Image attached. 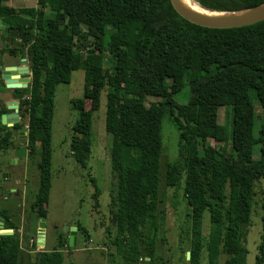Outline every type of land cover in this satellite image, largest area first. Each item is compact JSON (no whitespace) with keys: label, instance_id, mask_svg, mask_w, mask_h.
Returning <instances> with one entry per match:
<instances>
[{"label":"trees","instance_id":"trees-1","mask_svg":"<svg viewBox=\"0 0 264 264\" xmlns=\"http://www.w3.org/2000/svg\"><path fill=\"white\" fill-rule=\"evenodd\" d=\"M194 1L217 12L264 3ZM0 20L8 25L0 33L7 44L2 54L27 55L32 74L27 88L8 90L0 71V95L11 93L20 112L27 114L28 148L41 167H47V177L53 158L57 86L69 84L76 71L85 74L83 98L71 101L78 117L70 148L82 168H87L91 154L93 115L106 91L116 181L109 207L120 249L131 242L138 260L134 240L143 243L146 227L156 221L161 200V130L163 119L169 117L179 131V158L167 164L164 182L177 195L185 180L190 252L189 261L186 255L185 260L201 264L207 250L208 264H217L222 254L227 256L224 264H246V228L261 196L262 231L255 264H264V21L230 29L201 27L182 18L170 0H38L36 8L21 9L0 0ZM6 33L11 37L6 39ZM76 50L85 54L82 67L75 59ZM187 86L189 101L179 104L175 96ZM149 96L160 101L147 106ZM221 108L226 110L223 124ZM22 129L20 123L0 126V134L6 131L2 148L12 145V131ZM229 144L232 153L227 152ZM92 182L95 185L94 178ZM207 211L211 227L204 239ZM1 215L4 227L14 232L0 234V264H20L18 226ZM68 244L69 237L54 250L38 253L36 264H62ZM152 257L151 252L150 261Z\"/></svg>","mask_w":264,"mask_h":264},{"label":"rangeland","instance_id":"rangeland-1","mask_svg":"<svg viewBox=\"0 0 264 264\" xmlns=\"http://www.w3.org/2000/svg\"><path fill=\"white\" fill-rule=\"evenodd\" d=\"M37 2L38 0H9V4L16 9L36 8ZM50 15L51 12L47 11V16ZM5 36L8 39L11 34L6 33ZM6 46L7 44H4L0 38V64L20 63L21 59L25 58L30 66L27 55L13 58L7 53L2 54L1 50ZM76 51L75 59L82 67L85 54L80 50ZM106 65L107 67L110 65L108 58ZM196 73L197 71L195 77ZM84 81L85 74L79 70L73 73L69 84L57 86L53 122V158L48 177L47 167H41L38 157L28 148L26 137H22L17 131H12L10 139L12 145L3 149L1 139L6 131L0 134V213H4L18 226L22 251L20 264H36L38 253L54 250L58 242L61 239L68 240L72 228L77 227H82L87 233L80 231L77 234L76 247H69L68 244L63 248L62 264H188L184 258L189 248L185 180L182 179L177 195L174 194L175 190L164 182L167 164L179 158L177 127L169 117L163 119L160 158L161 200L156 221L145 229L144 242L134 240L140 251L139 259L136 260L131 242H124L123 249H120L115 242L118 232L112 223L109 206L111 192L116 189V181L113 178L110 161L111 135L108 132L105 116L106 91L102 92L100 109L93 115L92 148L87 168H82L71 153L72 128L78 117L72 109L71 101L83 98ZM2 90L3 86L0 83V93ZM10 98H12L11 93L0 95V107ZM189 98V86L184 88L180 95L175 96L179 104H187ZM159 101V98L149 96L146 105L150 106ZM255 104L259 106L257 102ZM86 106L90 109L89 101ZM257 113L259 116L263 115L260 107H257ZM225 115L226 110L221 108L219 112L221 124L226 121ZM19 116L20 125L27 129V114H22L19 110ZM2 118L3 115L0 117V126L4 129L10 128L3 123ZM209 144L214 146L216 143L210 139ZM227 152L232 153L231 144L227 146ZM92 178L95 180V185ZM261 187L264 188V183ZM260 197L256 199L251 223L246 228L244 239V246L248 250L246 264H255L258 255L262 231ZM37 201L40 205H37ZM210 227V216L207 211L203 217L204 239L208 236ZM40 229L45 230L44 247L38 246L37 236ZM151 252L153 257L150 261L148 257ZM226 259L225 254L220 255L217 264H224ZM201 264H208L207 250L203 251Z\"/></svg>","mask_w":264,"mask_h":264},{"label":"water","instance_id":"water-1","mask_svg":"<svg viewBox=\"0 0 264 264\" xmlns=\"http://www.w3.org/2000/svg\"><path fill=\"white\" fill-rule=\"evenodd\" d=\"M173 9L185 20L196 24L201 27L211 28V29H230V28H238L244 26L254 25L264 21V3L245 10L234 11V12H217L205 9L206 11L212 13H233V15L228 18H211L205 17L202 15H198L188 9L186 6L182 4L180 0H170ZM8 25L0 20V33L4 30ZM1 77L4 81L7 89H23L27 88L31 82L32 74L30 71V67L28 65L27 59H21L19 66H6L3 70H1ZM8 110L11 111L10 114L3 115V123L7 124L9 127L14 123H18L20 120L19 116V102L18 101H9L8 102ZM21 134L24 137L28 135V128L22 129ZM6 176H4L5 178ZM14 230L6 229L4 227V217L0 215V234H13ZM77 234L78 229L72 228L69 235V247H76L77 244ZM38 246L44 247L45 245V230L40 229L37 236ZM190 252L186 253V260L189 261Z\"/></svg>","mask_w":264,"mask_h":264},{"label":"bare ground","instance_id":"bare-ground-1","mask_svg":"<svg viewBox=\"0 0 264 264\" xmlns=\"http://www.w3.org/2000/svg\"><path fill=\"white\" fill-rule=\"evenodd\" d=\"M184 6H186L188 9L193 11L194 13L198 15H202L205 17H211V18H228L233 15V13H212L209 11H206L205 9H202L194 0H180Z\"/></svg>","mask_w":264,"mask_h":264},{"label":"flooded vegetation","instance_id":"flooded-vegetation-1","mask_svg":"<svg viewBox=\"0 0 264 264\" xmlns=\"http://www.w3.org/2000/svg\"><path fill=\"white\" fill-rule=\"evenodd\" d=\"M19 65H20V63L8 62V64H0V69L3 70L6 66H19ZM9 101H16V100H14L13 98H10V99L5 101V105L2 104L3 106L0 107V110H2V111L4 110V111L0 114V117L2 115H7V114L11 113V111L7 109ZM15 124H17V123L12 124V126L10 128H12ZM18 133L20 134V132H18ZM21 136L24 137L22 134H21Z\"/></svg>","mask_w":264,"mask_h":264},{"label":"crops","instance_id":"crops-1","mask_svg":"<svg viewBox=\"0 0 264 264\" xmlns=\"http://www.w3.org/2000/svg\"><path fill=\"white\" fill-rule=\"evenodd\" d=\"M8 1V3H9V0H7ZM12 6V5H11Z\"/></svg>","mask_w":264,"mask_h":264}]
</instances>
